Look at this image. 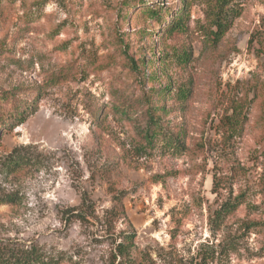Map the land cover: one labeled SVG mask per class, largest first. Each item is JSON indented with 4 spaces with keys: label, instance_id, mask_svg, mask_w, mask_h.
<instances>
[{
    "label": "rangeland",
    "instance_id": "obj_1",
    "mask_svg": "<svg viewBox=\"0 0 264 264\" xmlns=\"http://www.w3.org/2000/svg\"><path fill=\"white\" fill-rule=\"evenodd\" d=\"M13 94L36 112L12 127L0 100V243L127 264L116 245L134 231L146 264H264V228L243 227L264 218V0H0ZM227 196L245 204L214 229Z\"/></svg>",
    "mask_w": 264,
    "mask_h": 264
},
{
    "label": "trees",
    "instance_id": "obj_2",
    "mask_svg": "<svg viewBox=\"0 0 264 264\" xmlns=\"http://www.w3.org/2000/svg\"><path fill=\"white\" fill-rule=\"evenodd\" d=\"M148 6V5H146ZM146 12H151L154 16H159L160 13L156 9H147ZM221 27V23H217ZM180 25H174L171 29L179 27ZM217 36L218 33H217ZM15 95H2L0 100L12 98V104L17 107L15 113H10L7 116V121L9 124H12V127L24 123L29 116L36 112L34 105H25V108L21 109L23 102L21 100H16ZM244 104L238 105L236 102L233 106V111L230 115L225 116V123L231 134L239 135L243 132L246 116L244 114ZM4 116V115H3ZM2 117V116H1ZM150 123L154 126H158L157 120H154L153 116L150 118ZM3 125L6 123L2 122ZM7 126V125H6ZM157 133L152 127H149L144 132V138L148 144L153 143ZM10 164H14L15 167L22 166L28 162V158L24 157L21 154L11 155ZM220 180V179H219ZM215 179V185L219 186L220 181ZM260 185L264 188V171L260 175ZM214 192H217L218 195L221 194V189H214ZM245 204L244 200L236 196L233 200L231 196H227L222 200L219 208L212 209L210 212V224L211 227L216 229L219 228L233 213L237 212L239 208ZM112 212H115L120 218L126 217V211L122 199L117 197L116 203L111 209ZM69 211L64 212V217L68 220ZM79 218H82V214L74 215ZM256 226H261L264 228V218L257 220H247L244 221L243 227L245 228H254ZM123 236L121 240L116 245L117 255L121 260L127 264H146V259L144 257L137 258L133 256L132 250L136 246L135 244V232L134 231H125L122 233ZM0 264H55V259L47 256L39 247L32 246H21L13 243L4 244L0 243Z\"/></svg>",
    "mask_w": 264,
    "mask_h": 264
}]
</instances>
